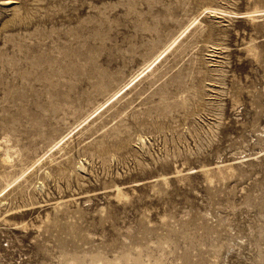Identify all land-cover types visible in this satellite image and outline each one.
Returning <instances> with one entry per match:
<instances>
[{
  "label": "rangeland",
  "instance_id": "374dc122",
  "mask_svg": "<svg viewBox=\"0 0 264 264\" xmlns=\"http://www.w3.org/2000/svg\"><path fill=\"white\" fill-rule=\"evenodd\" d=\"M263 12L0 0V264H264Z\"/></svg>",
  "mask_w": 264,
  "mask_h": 264
},
{
  "label": "bare ground",
  "instance_id": "6f19581e",
  "mask_svg": "<svg viewBox=\"0 0 264 264\" xmlns=\"http://www.w3.org/2000/svg\"><path fill=\"white\" fill-rule=\"evenodd\" d=\"M259 12V11H258ZM263 15H264V12L262 13ZM240 17H244V15H239ZM238 16V17H239ZM197 21V18H195L194 19V21H193V23H195ZM160 56H161V54L160 55H158L153 61H152V63H154L157 59H159L160 58ZM151 63V64H152ZM148 66V65H147ZM131 81H133V80H131ZM130 83L131 82H129L128 84H126L124 87H121L115 94L117 95V94H119L120 92H122L123 90H126L125 92H127L128 90H129V88H127L128 87V85H130ZM105 104V103H104ZM104 104H102L100 107H102ZM99 107V108H100ZM88 117V116H87ZM64 140V137L62 138V139H60L58 142H56L55 144H54V146L53 147H56V146H58L62 141ZM38 161H40V159L38 160ZM34 166V165H33ZM32 166V167H33ZM32 167H30V168H27L26 170H24L19 176H17L16 178H14L9 184H7L6 186H4L1 190H0V199L1 198H3L13 187H14V185L18 182V181H20L25 175H26V173L32 168ZM194 171V170H193Z\"/></svg>",
  "mask_w": 264,
  "mask_h": 264
}]
</instances>
